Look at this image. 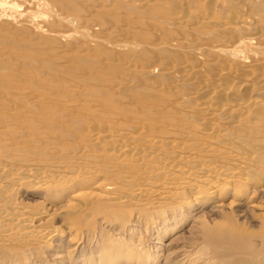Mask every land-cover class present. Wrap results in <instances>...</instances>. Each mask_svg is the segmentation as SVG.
<instances>
[{"label":"rangeland","instance_id":"rangeland-1","mask_svg":"<svg viewBox=\"0 0 264 264\" xmlns=\"http://www.w3.org/2000/svg\"><path fill=\"white\" fill-rule=\"evenodd\" d=\"M175 1L176 0H0V144L4 142L3 146H0V155L2 156L3 154L4 157L6 156V158H8L6 161L4 160L5 158L0 160V167L5 164H15L16 166L20 165L24 167L32 164V166L39 169L48 167L60 168L61 170L65 169L66 172H68L67 169L69 170L72 166V169L75 170L83 166L87 167V163L89 165H94L96 163L99 164L98 168L103 167L99 169V172L100 170L101 172L97 176H90L91 178H89L90 180L88 179L87 185L80 181V185L78 183L75 184L73 186L74 188H70V191L58 192L53 190L54 192H49L52 193V196L40 193L33 187H31V189L30 186H24L22 189L24 195L21 194L19 200L20 198L25 200L23 202L30 205L32 209H39L42 208V206L54 208L64 204L67 199L77 191H82L83 187L89 186L88 188H90L92 186L91 184H93L94 187L98 182L101 183L103 180L105 181H103L102 184L111 182L115 183L118 188H126L127 190L130 185L129 182L123 181L122 174H124L126 170L129 171V174H132L134 168L128 170L116 160H114V167L113 164L111 165L114 161L104 152H102L103 157L97 158L98 156L95 155L96 157L93 156L86 159V161H90H80V163L77 164L72 160L73 163L65 155L67 153L68 155H75V151L73 150L79 153L78 149L81 150L84 144H86L88 148H92L87 140L90 141L94 138L95 133L93 132H97L95 128L98 126L96 125L97 122H99L98 124L101 122L110 125L112 128L118 126L115 130L119 131H122L123 127L126 128L127 123L135 124L133 130L139 133L141 132L143 135L144 133L146 135L147 130H151V128H144L148 127V125H146L147 120H144V118L147 119L148 117L152 119V122L156 123L155 127L157 126L156 128L160 130L165 129V127L161 128L159 125L162 120L174 123L177 121L175 119L182 118L180 122L178 120V123H182L179 126L185 125L186 127L188 124L184 121L185 115L183 118L181 115H177L176 113L173 114V112L181 109H172L171 104L168 105L171 103L170 101L172 99L168 100V97L170 96L169 98H172L173 95L177 96L176 92L180 95L185 92L196 91L199 86L198 83H202V80H208L210 85H213L217 83L219 80L218 78L224 77L226 79V77H228V79H231L232 76L228 74L227 67H230V61L232 65V60H235L232 57L234 56L232 54L234 52H244V54L248 56L245 62L250 64V67H246L249 71L259 69L256 72H260L264 70V58L261 59L260 65L255 66L252 63V56L250 57V55H248L251 54L248 50L252 45H264V0H229L224 2V5L221 4L217 6L218 9L216 7L212 8L213 3L209 0H189V2H187L188 0H184L185 2ZM7 4H15L17 6L16 8L19 10L11 8L10 11L9 7L5 8ZM206 8H208V13L206 12ZM181 12L182 14H180ZM210 12H215L211 14L213 17L219 16L213 18V21L220 20L221 23L224 21H234L235 16H237V18L240 17V20L241 17H244V19L241 21L239 19L238 21L236 20L237 25L235 26L236 23H234V28L227 26L224 28L225 25L223 24L216 25L211 22L212 16L209 14ZM177 14V17H185L184 20L186 23L184 26L182 25L184 22L176 23L174 21ZM201 14L203 15L201 17L203 20L200 18ZM67 15H71L72 17L73 22L71 25H66L61 20V17ZM196 16L198 18H196ZM222 16L223 19L221 20L220 17ZM245 17L248 19L247 21ZM187 18L188 20H186ZM204 18L205 20L207 18V20L204 21ZM208 18H211L209 19L210 21ZM228 18L233 20H228ZM208 23H210L209 25L211 28ZM179 24H181V26H179ZM187 25H190L189 27L191 29L187 28L186 31L185 28L188 27ZM214 25L216 28L213 27ZM220 29H222V31ZM216 31L218 32L216 33ZM252 31L255 32L253 33ZM198 32L200 34H198ZM205 32H207V36L210 38L204 37L206 34L202 35ZM250 33H253V35ZM199 38L202 39V42L201 40L199 41ZM257 39L260 43H258ZM32 42H37L39 47L31 48L30 45ZM181 43L182 45H180ZM184 43L186 45L183 49ZM205 43H213L214 46L212 44L210 45L211 51L206 49L207 51L203 52L205 49L201 47H203L202 45ZM137 44L139 45L137 46L138 50L135 51L136 49H134L133 46ZM169 44L177 45L170 47ZM62 45L64 48L68 47L67 52L63 50L57 52V49ZM171 48L173 50H171ZM212 48L215 50H212ZM229 48L230 51H228ZM199 49L202 50V54ZM215 52H218V54H214ZM206 56L207 58L205 59ZM210 58L212 59L210 60ZM183 61L184 63L187 62L185 63L186 67ZM188 63H191L190 65L192 67ZM198 64H200L201 70L196 69ZM260 66H262L263 69H261ZM147 67H152L157 72L151 77L153 80L151 78H149V80L145 79L146 76H143V71L148 69ZM171 68L174 70H181L182 73L179 74L184 73L187 74L188 77H191V82L188 83V86L179 81L176 82L178 78L175 79L176 77L173 72L174 77L171 73L170 75L167 74L171 72ZM224 68H226V70ZM190 69L191 71L193 70L194 73L193 71L191 72ZM188 70L190 71L189 73ZM220 70L222 73H220ZM174 82L179 84L174 85ZM75 85H78L80 89L77 90L78 86L76 87ZM179 86H181V89ZM208 91L209 90H207V92ZM207 92L202 94L204 101L209 96ZM22 93L25 94L23 95ZM35 97H37L38 101ZM242 98L247 99L246 96ZM202 100L203 99H201V101ZM260 100H263L262 102L264 104V98L261 97ZM260 100L259 102H261ZM187 103L189 106L192 104V106H194L191 100ZM263 104L260 105L259 103V105L257 104L258 107L255 106L253 109L259 112L262 110ZM149 109H152V111ZM168 109H170V112ZM116 112L119 113V118L113 119L115 118L113 114H116ZM75 113H79V115L76 114L75 117ZM130 113H132V115H134L133 118L135 117L137 120H133ZM169 114H171L172 117H170ZM24 115L27 116V118ZM81 115L82 118L79 117ZM251 115H249L250 118ZM83 116L86 118L84 119ZM158 116L162 120H159V118H157ZM244 117L246 116H243V118ZM150 119H148V123L151 122ZM87 120H92V125L88 126ZM218 120L216 122H218ZM254 120L257 119H246L248 123H250V121L254 122ZM246 121L244 122L245 124ZM145 122L146 124H143ZM213 122H215V120ZM240 124L241 123H237L233 125V129H230V135H232L230 137L237 134L239 130L243 132L242 135L239 134L241 138L239 136L233 137L234 139L229 137V141H233H230L231 143L228 142V139L219 140V143L217 142L216 144L212 143L210 138V140H207V138L201 141L198 135L192 133V136L187 138L189 139L191 137L192 142L196 141V143L193 142L192 145L194 144L193 146L196 145L198 148H205L206 150L212 149V146H214V149L216 147V149L213 150L217 154V156L215 155L216 159L213 156L214 154H212L213 157L210 158L214 165L232 164V162L237 161L230 158V156H232L231 153H233L232 151L236 149L242 151L244 149L246 152L250 153V157H256L254 160L252 158L250 160L254 161L251 163L253 165L256 162L257 164L255 165L258 167L252 165L253 169L255 168V173L253 174V179L256 177L255 181H253V184L251 183L248 188L242 189V196L234 195L235 188L239 187L241 184L239 179V181L235 179L234 181L237 184L231 181L232 185L227 196L223 195L224 197L217 198V200L207 201L195 199L191 193V187L188 188V186L186 187L187 190H184V194L173 192L172 195L169 194L163 199L159 197L160 199L156 204L154 203L156 199L152 198L153 205L150 201L151 204L147 202L148 205H145V207L136 204L119 206L121 208L118 207L119 209H115V201H113L115 203L114 205L112 201H106L105 203L109 202L108 205H110V208L113 205V209L108 210V205L106 206V204H104L103 206V202L99 205L96 203V206H99L96 208L99 209L101 213L103 212V215L100 214V212L98 213L97 209L94 211L95 208L93 207L90 209V211L92 210L91 212L88 210V212L86 211L87 214H85L86 212L82 213L83 215L85 214V216L81 215V217L83 216L82 218H75L77 220L70 218L69 221H75L77 225H82L84 228L80 226L77 228L76 226V229L72 232L73 242L71 241L65 244L66 250L64 248L60 251L58 250V252L51 248L49 251H44L45 249H40L38 251V249L32 248L30 252V248L27 249L23 247L24 249L21 248L17 251L19 254L16 253L11 258L8 256L4 259L5 261H2V256H0V264H4V262L8 264V261H13L12 264H18L19 261L21 264H57L58 260L53 259V256L58 253H68L67 251H70L68 253L70 254L69 257L71 255L73 256L70 258L71 262H68V264H112V262H110L111 260L115 261L113 264H179V262L180 264H264V208L262 207L264 206V178L261 180L260 177L261 172L264 174V147L261 148L258 144L263 136L260 135L261 137L258 138L260 140H258L253 136L254 130H252L250 124H248V130L251 129L249 132H247L248 130L246 129L248 125H246L247 127L242 125L243 128H241ZM231 130L236 131V133H232ZM251 131L253 135L250 133ZM149 132L147 134H150ZM156 133L160 135L162 132L159 133L158 130ZM244 133L247 138L244 137ZM247 134L250 135V138ZM165 135L166 143L180 139V136L175 135V138L172 134ZM251 135L255 138V140H253L255 142L251 141L254 139ZM248 138L250 141H248ZM188 139L187 142L191 144L190 139L189 141ZM239 140L244 141V146L246 145L245 143H249L244 147ZM8 141L9 145L11 141L14 146H8ZM85 141H87L88 144ZM222 142L225 145H221L223 144ZM227 143L229 145L231 144V147L227 145ZM206 144H209V146ZM236 145H238V147H236ZM50 146H52V149H50ZM46 147L48 148L44 150ZM56 147L61 150H58ZM252 147H256V149ZM47 150H49V152ZM226 150H228L230 156ZM258 151L263 152V154ZM254 155L256 156L254 157ZM54 156L56 158H54ZM10 157L12 160H10ZM57 157L58 159L59 157H63L62 159L66 162L62 159V161L58 160ZM17 158H20L23 162L21 160L22 163L13 161ZM105 158L107 163L105 162ZM232 158L234 157L232 156ZM24 159L27 161L25 162ZM12 161L14 162L13 164H11ZM28 161H35V163L37 161L38 164H36V166L35 163L31 162L30 164ZM49 162H59L64 165V167L61 164H58L61 166L56 165V167L52 164L47 165ZM70 162L71 164L69 165ZM183 163L187 165V163ZM183 163H180V165H182V167L185 166L184 169L186 170L189 169V172L193 171L196 167H190L191 165L189 163L186 166ZM109 164L111 168H109ZM147 167V170H152L149 166ZM153 167L155 168V164ZM199 167L200 166H197L195 170ZM72 169L69 170V172H73L74 170ZM118 169L122 170L123 173L120 172L121 175H118L120 174ZM135 172L138 175H136ZM138 172L137 170L134 171L136 177H133L134 175L132 174V178L136 181L141 180L140 182H143L146 181V178L150 181L153 180L149 178L150 173L149 175L147 174L149 170L146 173L148 176H145V171ZM143 173L145 174L144 177L141 175ZM110 177L116 180L112 181ZM122 182L126 185L122 184ZM233 184L237 186L235 187ZM148 187L149 189L152 188L148 193L156 190V187H153V185L151 186V184ZM93 190L99 193L96 188ZM182 197L188 198L185 204L180 205ZM129 198L133 200L132 202L135 201L134 197L129 196ZM234 199L242 203L230 207L231 205H229V203L232 200L234 201ZM192 200H195V203ZM219 201L226 203L224 208H215ZM191 202L192 204H190ZM164 204L166 206L168 205L167 208H170L167 210ZM117 205L118 204H116V207ZM213 207L215 208L214 210H212ZM261 207L262 209H260ZM104 209L112 213L122 211V213L124 212L127 215L125 214L124 218L123 214H110L108 212L106 213L107 215L104 216L107 211ZM96 213L98 215L100 214L102 218H99L100 215L95 217L94 215H96ZM111 215H118V218H114L115 216L113 217ZM137 216H139V218H137ZM126 217L129 219L131 218V221ZM108 218L111 219L108 221ZM113 218L115 220H121L120 223L118 220L116 221L117 223H115ZM68 219L67 221L66 219L62 220V222L61 220L57 221L55 224H60V226L65 229L68 225L66 224ZM82 219L84 220L82 221ZM104 219H107V223H105ZM134 219L138 220L136 223L140 226L131 230L130 222L133 223ZM85 220H93L91 224L94 226L91 225V228H88L90 223ZM98 221L99 223L101 221L100 225H96ZM40 225L42 226L41 228H44L48 224L44 223ZM100 226L101 229L99 228ZM119 227L122 228L121 231H119ZM81 230L83 231L81 232ZM85 231L87 234H85ZM76 234L79 236V240ZM74 240L79 244L76 242L74 244ZM109 249L111 250L109 251ZM120 250L124 256L129 257L126 258L128 260L117 258L112 254L117 251L120 252ZM105 252L108 253L104 254ZM95 260L96 263L94 262Z\"/></svg>","mask_w":264,"mask_h":264},{"label":"bare ground","instance_id":"bare-ground-1","mask_svg":"<svg viewBox=\"0 0 264 264\" xmlns=\"http://www.w3.org/2000/svg\"><path fill=\"white\" fill-rule=\"evenodd\" d=\"M145 1V0H143ZM147 1H150V0H147ZM152 1V0H151ZM177 1V0H176ZM175 1V2H176ZM179 2H182L184 0H178ZM177 1V2H178ZM198 1V0H197ZM201 1V0H199ZM203 1V0H202ZM213 3V7L212 8H217V6H220L221 4H223L224 2H227L229 0H209ZM185 2V1H184ZM189 2V0L187 1ZM231 2V1H230ZM211 3V5H212ZM227 4V3H226ZM229 4V3H228ZM182 5V4H181ZM224 5V4H223ZM209 6V5H208ZM229 6V5H228ZM9 7L10 8V11H11V8H14V9H17L16 5L15 4H7L5 6V8ZM218 9V8H217ZM225 9V8H224ZM19 10V9H17ZM212 10V9H211ZM208 11V8H206V12ZM213 11V10H212ZM183 12V11H182ZM182 12L180 14H182ZM198 12V11H197ZM205 12V11H204ZM58 13V12H57ZM208 13V12H207ZM206 13V14H207ZM212 13H215V12H210L209 14L211 15ZM186 14H189V13H186ZM190 15V14H189ZM217 15V14H215ZM221 15V14H220ZM178 14L176 15V19H174V21L177 23V22H184L182 25L184 26V24L186 23V21L184 20V18L182 17H177ZM185 16V15H184ZM198 16V14H197ZM196 16V18H198ZM203 15L201 14L200 15V18L202 17ZM212 16V15H211ZM218 16V15H217ZM217 16H212V19L211 18H208L211 19L212 23L213 24H223L225 25L224 28L227 27H233L234 23L235 26L237 25V21L238 19L240 20V17L237 18V16H235V20L234 21H224V22H220V19L221 20L223 19V16L218 18L217 20L218 21H213V18H217ZM174 17V16H172ZM210 17V16H209ZM219 17V16H218ZM226 18V17H224ZM237 18V19H236ZM246 18V17H245ZM76 19V18H75ZM192 19V18H191ZM190 19V20H191ZM202 19V18H201ZM227 19V18H226ZM244 19V17L242 18L241 17V20ZM61 20L64 24L66 25H71L72 24V17L71 15H67V16H63L61 17ZM188 20V18L186 19ZM203 20V19H202ZM207 20V18H206ZM205 18H204V21H206ZM215 20V19H214ZM225 20V19H224ZM228 20H233V19H230L228 18ZM237 20V21H236ZM240 20V21H241ZM248 19L246 18V21ZM203 21V22H204ZM210 21V20H209ZM239 21V22H240ZM169 22V21H168ZM195 22V21H194ZM245 22V21H244ZM171 23V22H170ZM190 23V22H189ZM193 23V22H192ZM206 23V22H205ZM241 23V22H240ZM172 24V23H171ZM174 24V23H173ZM181 24H179V26H181ZM194 24V23H193ZM210 23H208L209 25ZM227 24V25H226ZM212 25V24H211ZM222 25V26H223ZM239 25V24H238ZM248 25V24H247ZM188 26V25H187ZM190 26V25H189ZM186 27L185 30L187 28L191 29L190 27ZM210 26V25H209ZM244 26V25H243ZM177 27V26H175ZM194 27V26H192ZM215 27V25L213 26ZM242 27V26H241ZM252 27V26H251ZM211 28V26H210ZM216 28V27H215ZM221 28V26H220ZM234 28V27H233ZM239 28V27H238ZM248 28V27H246ZM181 29V27H180ZM184 29V28H183ZM194 29V28H192ZM223 29V28H222ZM222 29H220L222 31ZM237 29V28H236ZM251 29V28H249ZM215 30V29H213ZM219 30V29H218ZM228 30V29H227ZM230 30V29H229ZM252 30V29H251ZM178 31V30H177ZM187 31V30H186ZM185 31V32H186ZM190 31V30H189ZM224 31V30H223ZM119 32V31H118ZM191 32V31H190ZM189 32V33H190ZM193 32V31H192ZM215 32V31H214ZM218 31H216L217 33ZM253 32V31H252ZM255 32V31H254ZM253 32V33H254ZM210 33V32H209ZM213 33V31H212ZM253 33H250L251 35H253ZM259 33V32H258ZM75 34V33H74ZM197 34V32H196ZM198 34H200L198 32ZM204 37L208 38L209 36H207V32H205L204 34L202 35H205ZM260 34V33H259ZM247 35V34H246ZM200 37V35H199ZM202 37V36H201ZM197 38V36H196ZM210 38V37H209ZM241 39V38H240ZM176 40V39H175ZM201 40L202 42V39L199 38V41ZM206 40V39H205ZM204 40V41H205ZM242 40V39H241ZM247 40V39H246ZM245 40V42H246ZM249 40V39H248ZM258 40V39H257ZM169 41V40H168ZM239 41V39H238ZM243 41V40H242ZM179 42V40H178ZM181 42V41H180ZM209 42V40H208ZM166 43V42H165ZM247 43V42H246ZM258 43H260V41L258 40ZM162 44V43H161ZM160 44V46H161ZM175 44V43H173ZM170 45V47H173V46H176V45ZM213 45V43H211ZM209 43H205L203 44L201 48L205 49L203 50L204 51H207V50H210V45ZM226 44V43H225ZM237 44V43H236ZM249 44V43H248ZM247 44V45H248ZM251 44V43H250ZM159 45V44H158ZM163 45L165 46V44L163 43ZM182 45V43L180 44ZM179 45V46H180ZM186 44L184 43L183 44V49H184V46ZM228 45V44H227ZM139 46L138 44L137 45H134V49H136L135 51L138 50V47ZM163 46V47H164ZM199 46V45H197ZM214 46V45H213ZM230 46V45H229ZM228 46V47H229ZM233 46V45H232ZM31 48H38L39 47V44L37 42H32L31 45H30ZM159 47V46H158ZM162 47V46H161ZM169 47V46H168ZM192 47V46H191ZM212 47V46H211ZM217 47V46H216ZM254 47V48H253ZM181 48V47H179ZM198 48V47H197ZM215 48V47H213ZM212 50H215L213 49ZM223 48V47H222ZM221 48V49H222ZM190 49V47H189ZM207 49V50H206ZM61 50H63L64 52H67L68 50V47L64 48L63 45L59 47V49H57V52H61ZM171 50H173L171 48ZM180 50V49H179ZM187 50V49H186ZM191 50V49H190ZM201 50V49H199ZM224 50V49H223ZM1 51V50H0ZM198 51V50H197ZM211 51V50H210ZM230 51V48L229 50ZM234 51V50H233ZM238 51V50H236ZM251 52V54H248L250 55V57L252 56L253 58V61L252 63L257 66V65H260V61L261 59L264 58V45H261V44H257V45H252V47H250V49L248 50ZM199 52V51H198ZM209 52V51H208ZM218 54V52H215L214 54ZM59 54V53H58ZM200 54V52H199ZM201 54H202V50H201ZM234 56H232L235 60H232L233 63L231 65V61H230V67H227L228 68V74H230L232 77L231 79H228V77H226V79L223 77V78H218L219 80L217 81V83L213 84V85H210L209 81H204L202 80V83H198L199 86L197 88L196 91H193V92H185V93H182L180 95H178L176 92V95H173L172 98H169L168 97V100L172 99L168 105L171 104V108L172 109H181V110H178V111H175L173 112L176 113L177 115H181L182 117L185 115V119L184 121L188 124H186L187 126L185 127V125H182V126H179L180 124L182 123H178V120L180 122V120H182V118H179L180 119H175L177 120L176 122H169V121H166V120H162L159 118V116L157 118H159V120H162L160 121L159 125L160 127H165V129L163 130H160V129H157L155 127V124L154 122H152L149 117L146 119L144 118V120L146 121L147 120V124L146 122L143 123V124H146L148 125V127H144L145 129H150L151 130H147L146 132V135L144 133V135L140 132H136L135 130H133L135 128V124H131V123H127V127H123L122 131H119V130H115L116 128H112V126L110 125H107V124H103L100 122V124H98L99 122H94L96 123V125H98L96 128L97 132H92L95 133L94 135V138L91 139L90 141L87 140L89 142V144L92 146V148H88L86 144L82 145L83 148L81 150L78 149V152L79 153H76V150H73L75 151V155H68V153L65 155L69 160H74V162L77 164V163H80V161H86L87 158H90V157H96L95 155H97L98 157L97 158H100V157H103V153H106L109 158L114 161H118L119 164L123 165V167H125L126 169H131V168H134V171L137 170L139 171L138 173H140V171L144 172L145 174L147 173V171L149 170V172L147 173L149 175L150 173V177L149 178H152L153 180L150 181L149 179H145L146 181H143V182H140L138 179V181H136L135 179L132 178V174L134 175V171L132 172V174H129V171H124V174H122V177H123V181L125 182H129V185L130 187L125 188V189H121V188H118L115 183H107V184H102L103 180L101 183L98 182V184L96 186L93 187V184H91L92 186L90 188L88 187H83V190L80 191V192H76L75 194H73L69 199H67V201L60 205V206H56L54 208H48V207H44L42 206V208H39V209H32V207L30 208V205H27L25 202V200H22L20 198L19 200V196L24 195V191L22 190L24 186H30L33 187L35 190L39 191L40 193H43V194H47V196H52V193H49V192H54L53 190H56L58 192H62V191H70V188L73 187L75 184H79L80 181L84 182L85 185H87V182H88V179L91 178L90 176H97L100 172H99V169L103 168V167H100L98 168L99 164H95L94 165H89L88 163L86 164L87 167L82 166L83 167H80L79 169L77 168L76 170L75 169H72L69 168L71 162L69 163V167L68 166H65L66 168L68 167L69 170H74L73 172H69V170L67 169L68 172L64 170H61L60 168L57 169V168H45V169H39V168H36L35 166H32L31 162L35 163V161H31L29 162L31 165H28L27 167H24V166H16L15 164H13L14 162L13 161H16V162H21L22 160L20 158H17L15 160H13L11 162V164L13 165H4V166H1L0 167V256H2V261L10 256V258L12 256H14L16 253L19 254V249L25 247L27 249H31L29 250L30 252L32 251V248H36L38 249V251L41 249H45L44 251H49L51 248L54 249V250H62L65 248V244L68 243V242H71L73 237H72V232L76 229V226L78 228V226L80 225H77V222L75 221H69L70 218H82L83 216H85V214H87L88 210L90 211L91 208H95L94 211H96V207H99L98 205L99 204H102L103 202V206L104 204H106V206L108 205V203H105L106 201H112L113 205L116 203L118 204L117 207H116V204L114 206L115 209H117L119 206H130V205H140V206H144L145 205H148V203H151L153 202L152 198L153 199H156L154 201V203H158V200L160 199L159 197H161L162 199L167 195H172V193L174 192H177V193H180V194H184V190H187L186 187L190 188L191 187V193L192 195L195 197V199H198V200H207V201H210V200H217V198H221V197H224L223 195H226L229 193V190L231 188V181L235 182L234 180L235 179H239L240 180V186L235 188V193L234 195H241V191L242 189L244 188H248L251 183L253 184V181H255V178L253 179V174L255 173L252 165L251 164L252 162H254L253 160L256 158L254 155L255 158H252L250 157V153L249 152H246L243 148V151L242 150H238L236 149L235 151L233 150L231 153V155L234 157L232 158V156H230L228 150H226L228 152V155L230 156V158L233 160H237L235 162H232V164H215L213 163L212 159H210L211 157H215V155L217 156V154L213 151L216 149H214V146H212V149L210 148L211 147V144H210V149H202V148H198L196 145L193 146L192 142L191 141V137L189 138L190 141H191V144H189V142H187V137L189 136H192V134L194 135H198L200 138L199 140H210L212 143H217L219 140H223V139H228V142L232 141L230 140L229 141V137L232 136L230 135V129H233V125L235 124H239L241 123L240 127L243 128V126L245 125V127H247L246 125L250 124V127L252 128V130H254V135L252 134V131L250 132L254 137H256L257 139L260 138L261 136H263L262 140H260V142L258 143L261 148L264 147V104H263V100L261 101L260 98L263 97L264 98V70L260 71V72H256L258 70H253L252 68H249V69H252L253 71H249L248 68L246 67H250V64L246 63L245 62V59L248 57L247 55L244 54V52H234L232 53ZM3 55V54H2ZM203 58V57H202ZM207 58V56L205 57V59ZM213 58V57H212ZM210 58V60L212 59ZM232 58V59H233ZM63 60V59H62ZM200 60V59H199ZM225 61V60H224ZM200 62V61H199ZM184 63V61H183ZM187 63V62H185ZM185 63H184V66H185ZM217 63V62H216ZM224 63V62H223ZM181 64V63H180ZM189 64V63H188ZM186 64V65H188ZM191 64V63H190ZM189 64V65H190ZM182 65V64H181ZM196 65V64H195ZM191 66V65H190ZM190 66H187V67H190ZM222 66V65H221ZM186 67V66H185ZM192 67V66H191ZM261 69H263L262 66H260ZM148 68V67H147ZM173 68V67H172ZM170 69L171 72L167 73L170 75V73L173 75V73L175 74V79L176 82H180L182 84H187L188 86V83L191 82L190 78L191 77H188L187 74H179V73H182L181 70H174V69ZM223 68V67H222ZM165 69H168V68H165ZM181 69V68H180ZM189 69V68H187ZM192 69V68H191ZM190 69V71H191ZM196 69H199L201 70V67H200V64H198V66L196 67ZM195 69V70H196ZM226 70V68H224ZM260 69V70H261ZM188 70V73L190 72ZM193 71V70H192ZM191 71V72H192ZM203 71V69H202ZM201 71V72H202ZM221 71V70H220ZM219 71V72H220ZM247 71V72H246ZM173 72V73H172ZM155 73H157L155 71L154 68L152 67H149L148 69L144 70L143 71V76H146L145 79H148L153 77L155 75ZM194 73V71H193ZM203 73V72H202ZM222 73V71L220 72ZM219 73V74H220ZM225 73V72H224ZM227 73V72H226ZM139 74V73H138ZM222 75V74H221ZM139 77V76H138ZM141 77V76H140ZM174 77V75H173ZM220 77V75H219ZM230 78V77H229ZM138 79V78H137ZM140 79V78H139ZM152 79V78H151ZM228 79V80H227ZM153 80V79H152ZM197 81V80H196ZM138 82V80H137ZM153 82V81H152ZM201 82V81H200ZM144 83V82H143ZM151 83V82H150ZM175 83V82H174ZM129 84V83H128ZM177 83H175L174 85H176ZM179 84V83H178ZM177 84V85H178ZM194 84V83H192ZM161 85V84H160ZM76 86V85H75ZM78 86V85H77ZM76 86V87H77ZM182 86V85H181ZM181 86L180 89H181ZM81 87V86H80ZM158 87V86H157ZM178 87V88H179ZM163 88V87H162ZM170 88V87H169ZM71 89V88H70ZM79 86L77 87V90H79ZM158 89V88H156ZM166 89V88H165ZM171 89V88H170ZM185 89V88H184ZM13 90V89H12ZM75 90V89H74ZM161 90V89H160ZM178 90V89H177ZM207 90H209L207 92ZM24 92V91H23ZM180 92V91H179ZM183 92V91H182ZM204 92H207L208 93V99L206 98V100L204 101V98H202V94ZM30 93V92H29ZM83 93V92H82ZM167 93V92H166ZM173 93V92H172ZM15 94V93H14ZM23 95L25 93H22ZM33 94V93H32ZM175 94V93H174ZM36 95V94H35ZM22 96V95H21ZM29 96V95H28ZM27 96V97H28ZM33 96V95H32ZM30 96V97H32ZM245 97L247 99H243L242 97ZM21 98V97H20ZM37 99V97H35ZM33 99V98H32ZM35 99V100H36ZM201 99H203L201 101ZM34 100V99H33ZM192 101L194 103V106L192 105H188V101ZM258 100V101H257ZM259 100L262 102H259ZM38 101V99H37ZM33 102V101H32ZM165 102V101H164ZM260 105L263 104V107H262V110H260L259 112H257L255 109H253L255 106L258 107L259 103ZM30 103V102H29ZM75 104V103H74ZM258 104V105H257ZM12 105V104H11ZM10 105V106H11ZM67 105V104H66ZM73 105V104H72ZM165 105V104H164ZM37 106V105H36ZM14 107V106H13ZM16 107V106H15ZM71 107V105H70ZM131 107V106H130ZM145 107V106H144ZM167 107V106H166ZM164 107V108H166ZM146 108V107H145ZM260 108V107H259ZM148 109V108H146ZM171 109V111H172ZM71 110V109H70ZM98 110V109H97ZM152 111V109H149ZM170 109H168L169 111ZM255 112H254V111ZM258 110V109H257ZM137 111V110H136ZM141 111V110H140ZM156 111V110H155ZM158 112V111H157ZM165 112V111H164ZM170 112V111H169ZM247 113V114H246ZM30 114V113H28ZM76 114H74V116L76 117ZM129 114V113H128ZM152 114V113H151ZM246 114V115H245ZM252 114V115H251ZM79 115V113L77 114ZM115 115L113 119H117L119 113L116 112V114H113ZM130 115L132 116H129L131 117L133 120H137V118H133L134 115H132V113H130ZM156 115V114H155ZM165 115V114H164ZM170 117H172L171 114H169ZM251 115V118L250 116ZM254 115V116H253ZM25 116V115H24ZM30 116V115H29ZM32 116V115H31ZM153 116V115H152ZM163 116V115H162ZM243 116H246L243 118ZM249 116V117H248ZM253 116V117H252ZM27 118V116H25ZM82 118V115L79 116ZM84 117V116H83ZM89 117V116H88ZM141 117V115H140ZM161 117V116H160ZM177 117V116H176ZM86 117H84L85 119ZM91 118V116H90ZM93 118V117H92ZM110 118V117H109ZM119 118V117H118ZM130 118V119H131ZM152 118V117H151ZM167 118V117H166ZM184 118V117H183ZM243 118V120H242ZM257 119V120H254V122L250 121V123H248V121H246V119ZM89 119V118H88ZM131 119V121H132ZM150 119V123L149 120ZM164 119V118H163ZM169 119V118H167ZM218 122H216L217 120ZM24 120V119H23ZM27 120V119H25ZM111 120V119H110ZM127 120V119H126ZM129 120V119H128ZM143 120V119H142ZM215 120V122H213ZM92 120H87L86 122L88 123V126L89 125H92L91 123ZM116 121V120H114ZM157 121V120H156ZM246 121V124L244 123ZM113 122V121H112ZM136 122V121H135ZM139 122V121H138ZM158 122V121H157ZM163 122V123H162ZM168 122V123H166ZM116 123V122H114ZM141 123V122H140ZM248 123V124H247ZM7 124V123H6ZM5 124V125H6ZM102 124V125H101ZM117 124V123H116ZM123 124V123H122ZM185 124V123H184ZM95 125V126H96ZM158 125V123H157ZM232 125V126H231ZM243 125V126H242ZM150 126V127H149ZM8 127V126H6ZM4 127V128H6ZM142 127V126H141ZM235 127V126H234ZM2 128V129H4ZM86 128V127H85ZM236 128V127H235ZM239 128V127H238ZM237 128V129H238ZM240 128V129H241ZM249 128V125L248 127L246 128L248 130ZM1 129V128H0ZM245 129V128H244ZM159 130V133H156V131ZM251 129H249L247 132H249ZM87 131V130H86ZM150 131V132H149ZM242 130H239V132L237 134H234L233 137H240L241 138V135L243 132H241ZM150 133V134H147V133ZM232 133H236V131H233L231 130ZM241 132V133H240ZM89 133V132H88ZM139 133V134H138ZM246 133V132H245ZM245 133H244V137L247 138V136H245ZM164 134V135H163ZM165 134H172L175 138L176 136H180L177 141H171L170 143H166V135ZM241 134V135H239ZM27 135V134H26ZM176 135V136H175ZM248 135V134H247ZM251 135V136H252ZM261 135V136H260ZM73 136V135H72ZM250 135H248L249 137ZM252 136V137H253ZM93 137V136H91ZM233 137H230V138H233ZM242 137V138H244ZM253 137V138H254ZM90 138V137H89ZM187 138V139H186ZM198 138V137H196ZM195 138V139H196ZM210 138V139H209ZM250 138V137H249ZM248 138V139H249ZM6 139V137H5ZM85 139V138H84ZM88 139V138H87ZM186 139V140H185ZM188 139V141H189ZM234 139V138H233ZM237 139V138H236ZM239 139V138H238ZM193 140H194V137H193ZM198 140V139H196ZM198 140V142H200ZM242 140V139H241ZM240 141L241 145L244 146V141ZM255 140L252 139L251 141ZM1 141V140H0ZM85 141L87 144L88 142ZM209 141V142H210ZM236 141V140H235ZM247 141V140H246ZM250 141V139L248 140ZM168 142V141H167ZM175 142V143H174ZM206 142V141H205ZM208 142V143H209ZM233 142V141H232ZM255 142V141H253ZM1 143V142H0ZM4 143V142H3ZM3 143L0 144V146H3ZM84 143V141H83ZM196 143V141L194 142ZM219 143V142H218ZM223 143V142H222ZM224 143H225V140H224ZM221 144V145H225V144ZM231 143V142H230ZM239 143V142H237ZM249 143V142H248ZM248 143H245L247 146ZM202 144V142H201ZM233 144V143H232ZM236 144V143H235ZM257 144V142H256ZM10 145L14 146L13 143L10 141ZM9 145V141H8V146ZM16 145V144H15ZM52 145V144H51ZM79 145V144H78ZM198 145V144H197ZM200 145V143H199ZM198 145V146H199ZM205 145V144H204ZM207 145V144H206ZM218 145V144H217ZM227 145H229L227 143ZM226 145V146H227ZM7 146V147H8ZM209 146V144L207 145ZM220 146V144H219ZM231 147V144L229 145ZM244 146V147H245ZM6 147V146H5ZM52 149V146H50ZM55 147V146H54ZM81 147V146H80ZM197 147V148H196ZM202 147V145H201ZM204 147V146H203ZM221 147V146H220ZM223 147V146H222ZM229 147V148H230ZM233 147V146H232ZM236 147H238V145H236ZM235 147V148H236ZM249 147V146H248ZM10 148V147H9ZM12 148V147H11ZM20 148V147H19ZM44 148V147H43ZM48 147H46L44 150H46ZM57 148V147H56ZM55 148V149H56ZM79 148V147H78ZM219 148V147H218ZM217 148V149H218ZM252 148H255L256 147H252ZM260 148V149H261ZM21 149V148H20ZM58 149V148H57ZM234 149V148H233ZM251 149V148H250ZM254 149V151H255ZM12 150V149H11ZM19 150V149H18ZM41 150V149H40ZM58 150H61L60 148ZM42 151V150H41ZM49 152V150H47ZM212 151V152H210ZM221 151V149H220ZM249 151V150H248ZM19 152V151H18ZM46 152V151H45ZM51 152H55V151H51ZM58 152V151H57ZM214 152V153H213ZM222 152V151H221ZM220 152V153H221ZM224 152V151H223ZM226 152V153H227ZM258 152H261V151H258ZM16 153V152H15ZM74 153V152H73ZM263 154V152H261ZM49 154V153H48ZM64 154V153H63ZM212 154H214L212 156ZM17 155V154H16ZM53 155V154H52ZM3 156V154H2ZM0 155V160H4L6 161L8 158H6V156L2 157ZM18 156V155H17ZM57 156H60V155H57ZM61 156H62V153H61ZM69 156V157H68ZM105 156V155H104ZM226 156V155H225ZM8 157V156H7ZM64 157V156H63ZM62 157V158H63ZM259 157V156H258ZM257 157V158H258ZM54 158H56L54 156ZM62 158L57 157L58 160H61ZM65 158V157H64ZM66 158V159H67ZM251 158L253 159L252 161ZM263 158V157H262ZM14 159V158H13ZM19 159V160H18ZM52 159V158H51ZM56 159V161H57ZM108 159V157H107ZM216 159V157H215ZM228 159V157H227ZM10 160L11 157H10ZM21 160V161H20ZM25 160V159H24ZM31 160V159H30ZM34 160V159H33ZM55 160V159H53ZM64 160V159H62ZM61 160V161H62ZM93 160V159H92ZM104 160V158H103ZM102 160V161H103ZM106 160V158H105ZM109 160V159H108ZM9 161V160H8ZM27 160H25L26 162ZM65 161V160H64ZM68 161V160H67ZM77 161V162H76ZM90 161V160H88ZM86 161V162H88ZM94 161V160H93ZM98 161V160H96ZM264 161V160H263ZM262 161V162H263ZM23 162V161H22ZM21 162V163H22ZM66 162V161H65ZM73 162V161H72ZM73 162V163H74ZM81 162V163H83ZM101 162V161H100ZM107 163V160L105 161ZM154 162V163H153ZM188 163L191 165H189L190 167H193V166H200L199 168H197V170H194L193 171H190L189 172V169L186 170L184 169V167H182V165H180V163ZM216 162V161H215ZM224 162V161H223ZM260 162V161H259ZM50 163V164H49ZM47 165H53L54 167H56V165L58 164H61L59 162H49ZM103 163V162H102ZM101 163V164H102ZM105 163V164H106ZM117 163V162H116ZM199 163V164H198ZM19 164V163H18ZM38 164V162L36 161L35 165ZM114 165L115 164V161L113 163H111V165ZM153 164V165H151ZM155 164V168L153 167ZM184 164V163H183ZM198 164V165H197ZM255 164H257L255 162ZM254 164V165H255ZM62 165V164H61ZM61 165H58V166H61ZM75 165V164H73ZM104 165V164H103ZM107 165V164H106ZM186 165V164H184ZM186 165V166H187ZM253 165V166H254ZM37 166V165H36ZM64 167V165H62ZM147 166H149V168H151L152 170L150 171V169L147 170ZM188 166V167H189ZM256 166V165H255ZM62 167V168H63ZM113 167V166H112ZM115 167V165H114ZM187 167V168H188ZM189 167V168H190ZM257 167V166H256ZM109 168L110 167V164H109ZM258 168V167H257ZM112 170V169H111ZM119 170V169H118ZM133 170V169H132ZM131 170V171H132ZM110 171V170H108ZM115 171V170H114ZM117 171V170H116ZM118 172V171H117ZM123 173L122 170H119V173ZM118 174V175H121ZM141 174L144 175L145 174ZM258 173V172H257ZM102 174V173H101ZM136 174V172H135ZM145 175V176H148V175ZM152 174V175H151ZM110 175V174H108ZM138 175V174H136ZM136 175H134L133 177H136ZM102 176V175H101ZM112 176V175H111ZM131 176V177H130ZM88 177V178H87ZM104 177V176H103ZM260 177H261V180L264 178V174L263 172L260 173ZM93 178V177H92ZM111 178V177H110ZM98 179V178H97ZM96 179V180H97ZM87 180V181H86ZM90 180V179H89ZM93 180V179H92ZM112 181H115L116 179H110ZM109 180V181H110ZM118 180V178H117ZM122 180V179H121ZM238 180V181H239ZM86 181V182H85ZM100 181V180H98ZM91 182V181H90ZM89 182V183H90ZM97 182V181H96ZM107 182V181H106ZM121 182V181H120ZM118 182V183H120ZM151 182V183H150ZM105 183V182H104ZM150 183L151 186L153 185V187L155 186L156 187V190L155 191H151V193L148 191H150V189L152 190V188L149 189V185L148 184ZM236 183V182H235ZM95 184V183H94ZM122 184H125L124 182H122ZM121 184V185H122ZM128 184V183H127ZM148 184V186H147ZM237 184V183H236ZM80 185V184H79ZM90 185V184H89ZM119 185V184H118ZM126 185V184H125ZM234 185V184H233ZM239 185V184H238ZM83 186V185H82ZM148 188H147V187ZM235 186V185H234ZM233 186V187H234ZM237 186V185H236ZM235 186V187H236ZM27 188V187H26ZM74 188V187H73ZM78 188V187H77ZM97 189L99 193H96V190L94 191L93 189ZM186 188V189H185ZM32 189V188H31ZM154 189V188H153ZM262 189V187H261ZM80 190V189H79ZM264 190V189H263ZM29 191V190H28ZM31 192V191H30ZM183 192V193H182ZM189 192V191H188ZM187 193V192H186ZM190 193V192H189ZM58 194V193H57ZM66 194V193H65ZM64 194V195H65ZM26 195V194H25ZM190 195V194H189ZM188 195V196H189ZM27 196V195H26ZM42 196V195H41ZM129 196H132L134 197L135 201L132 202L133 200L131 198H129ZM177 196V195H176ZM242 196V195H241ZM65 197V196H64ZM172 197V196H171ZM170 197V198H171ZM237 197V196H236ZM49 198V197H48ZM61 198V197H59ZM180 198V197H178ZM187 198L188 197H182V200H181V204L180 205H183L187 202ZM192 198V197H191ZM242 198V197H240ZM167 199V198H165ZM22 200V201H21ZM55 200V199H54ZM145 200H148V201H145ZM115 201V203L113 202ZM162 201V200H161ZM160 201V202H161ZM190 201V199H189ZM193 201V200H192ZM250 201V200H249ZM252 201V199H251ZM250 201V202H251ZM56 202V201H55ZM169 202V201H168ZM195 203V200L193 201ZM198 202V201H196ZM96 203L98 204L96 206ZM135 203V204H134ZM150 203V204H151ZM162 203V202H161ZM178 203V202H177ZM242 202H239V200L234 201L232 200L229 205H231L230 207H232L233 205H236V204H241ZM246 203V202H245ZM243 203V204H245ZM149 204V205H150ZM154 204V205H155ZM171 204V203H170ZM192 204V202L190 203ZM112 205V206H113ZM153 205V203H152ZM151 205V206H152ZM163 205V204H162ZM175 205H178V204H175ZM226 205V203H224L223 201H219L217 202L216 204V207L217 209L219 208H224ZM255 205V204H254ZM110 205L107 206V209H113L112 206L111 208L109 207ZM168 206V205H167ZM167 206L164 204V207L167 208ZM171 206V205H170ZM243 206V205H242ZM253 206V205H252ZM44 207V208H43ZM102 207V206H101ZM160 207H163V206H160ZM191 207V206H190ZM227 207V206H226ZM228 207V208H230ZM234 207V206H233ZM257 207V206H256ZM260 207V206H258ZM264 208V206H262ZM262 207L260 209H262ZM121 208V207H119ZM118 208V209H119ZM127 208V207H125ZM152 208V207H151ZM158 208V207H157ZM165 208V209H166ZM170 208V207H169ZM167 208V210L169 209ZM178 208V207H177ZM192 208V207H191ZM214 207L212 208V210L215 209ZM103 209V208H102ZM107 209H104V210H107ZM114 209V210H115ZM143 209V208H142ZM153 209V208H152ZM163 209V208H162ZM226 209V208H225ZM259 209V208H258ZM98 213L100 212L99 209H97ZM101 210V209H100ZM106 211L104 216L107 215L106 213H108L109 211ZM176 210V209H175ZM183 210V209H182ZM264 210V209H263ZM87 211V212H86ZM92 211V210H91ZM90 211V212H91ZM102 211V210H101ZM117 211V210H115ZM86 212L84 215L82 213ZM160 212V211H158ZM191 212V211H190ZM94 213V212H93ZM110 214H123L124 215V218H125V214L126 213H122L121 212H116V213H112V212H109ZM90 214V213H88ZM100 214L103 215V212ZM99 214V215H100ZM191 214V213H190ZM81 215H83L81 217ZM92 215V214H90ZM97 213L96 215H94L95 217L96 216H99ZM127 215V214H126ZM89 216V215H88ZM93 216V215H92ZM113 216V215H111ZM109 216V217H111ZM115 216V215H114ZM113 216V217H114ZM118 216V215H117ZM117 216H115L114 218H118ZM129 216V215H128ZM185 216V215H184ZM69 217V219H68ZM91 217V216H89ZM101 217V215L99 216V218ZM94 218V217H93ZM98 218V217H97ZM102 218V217H101ZM112 218V217H111ZM111 218H108V221L109 219ZM113 218V219H114ZM123 218V217H122ZM127 218V217H126ZM134 218V217H133ZM137 218H139V216H137ZM167 218V217H166ZM67 221L68 219V222H66L67 227L62 228V226H60V224H55V222L57 223V221H60L62 222V220H65ZM129 219V218H127ZM180 219V218H179ZM77 220V219H75ZM84 219H82L83 221ZM101 220V219H100ZM107 219H104L105 223ZM115 220V219H114ZM118 220V219H117ZM115 220V223H117ZM133 220V219H132ZM140 220V219H139ZM87 221V220H85ZM93 221V220H91ZM91 221H87L90 223V227L88 226V228H91ZM103 221V222H104ZM119 223L121 220H118ZM126 221V220H125ZM129 221H131V218L129 219ZM138 220H135L131 223V226H130V229L133 230L135 229L137 226H140V225H137V222ZM86 222V224H87ZM97 222V221H96ZM111 222V221H110ZM114 222V221H113ZM177 222V221H176ZM48 224L46 227L44 228H41L42 226L40 224ZM94 223V222H92ZM101 223V221H100ZM99 221L96 225H100ZM124 223V222H123ZM127 223V221H126ZM129 223V222H128ZM85 224V226H86ZM103 224V223H102ZM101 224V225H102ZM140 224V223H139ZM142 224V223H141ZM165 224V223H164ZM88 225V224H87ZM166 225V224H165ZM94 226V225H92ZM105 226V225H104ZM112 226V225H111ZM126 226V225H125ZM80 227H83L82 225ZM128 227V226H126ZM84 228V227H83ZM98 228V227H97ZM101 229V226L99 227ZM110 228V227H109ZM108 228V229H109ZM105 229V228H104ZM119 231L122 230L121 227H119ZM144 229V228H143ZM78 230V229H77ZM76 230V231H77ZM91 230V229H90ZM114 230V229H113ZM118 230V229H117ZM125 230V229H124ZM145 230H146V227H145ZM75 231V232H76ZM80 231V229H79ZM83 230H81L82 232ZM110 231V230H109ZM148 231V230H147ZM78 232V231H77ZM76 232V233H77ZM80 232V233H81ZM127 232V231H126ZM84 233V232H83ZM119 233V232H118ZM85 234L86 231H85ZM84 234V235H85ZM209 234V233H208ZM77 235V234H76ZM118 235V234H117ZM78 236V235H77ZM78 240H79V236H78ZM77 240V241H78ZM73 242V241H72ZM75 240H74V244H75ZM81 242V241H80ZM77 243V242H76ZM88 243V242H87ZM71 244V243H70ZM79 244V243H77ZM76 244V245H77ZM69 246V245H68ZM71 246V245H70ZM71 247H74V246H71ZM24 249V248H23ZM75 249V248H74ZM26 250V249H25ZM66 250V248H65ZM68 250V249H67ZM111 249H109L110 251ZM24 251V250H23ZM58 251V252H59ZM74 251V250H73ZM72 251V252H73ZM3 252V253H2ZM27 252V251H26ZM37 252V251H36ZM68 253L70 251H67ZM71 252V254H72ZM116 252V251H115ZM22 253V252H21ZM50 253V252H49ZM48 253V254H49ZM68 253H58L56 254L55 256H53V259H56L58 260V263L57 264H65L68 262L70 263L71 262V257H73L72 255L69 257L70 254ZM108 252H105L104 254H106ZM143 253V252H142ZM30 254V253H29ZM53 254V253H52ZM114 254L117 258H123V259H126V258H129L128 256H124V254L121 253V250L120 252H116V253H112ZM186 254V253H185ZM21 255V254H20ZM23 255V254H22ZM26 255V254H25ZM28 255V254H27ZM51 255V254H50ZM100 255V254H99ZM107 256V255H106ZM175 256V255H174ZM108 257V256H107ZM143 257V256H142ZM183 257V256H182ZM17 259H19L18 257H16ZM114 258V257H113ZM131 258V257H130ZM9 259V258H8ZM6 259V260H8ZM14 259V258H13ZM142 259V258H140ZM10 260V259H9ZM128 260V259H126ZM183 260V259H182ZM1 261V263H2ZM5 261V260H4ZM16 261V260H15ZM14 261V262H15ZM181 261V260H180ZM186 261V260H185ZM13 262V261H12ZM11 261H8V264H12ZM25 262V261H24ZM96 263V260L94 261ZM110 262L115 263L114 260H111ZM122 262V261H121ZM16 263V262H15ZM17 263H18V260H17ZM27 263V262H26ZM145 263V262H143ZM5 264V262H4ZM7 264V262H6ZM18 264H21L20 261ZM94 264V263H92ZM110 264V263H109ZM142 264V263H141ZM180 264V262H179Z\"/></svg>","mask_w":264,"mask_h":264}]
</instances>
